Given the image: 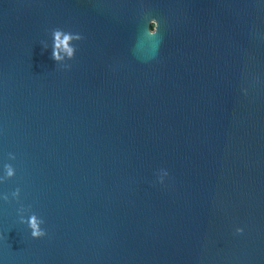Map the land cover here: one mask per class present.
<instances>
[{"label":"water","instance_id":"obj_1","mask_svg":"<svg viewBox=\"0 0 264 264\" xmlns=\"http://www.w3.org/2000/svg\"><path fill=\"white\" fill-rule=\"evenodd\" d=\"M56 27L84 36L69 68ZM8 162L48 234L0 200V264H264V4L0 0Z\"/></svg>","mask_w":264,"mask_h":264},{"label":"clouds","instance_id":"obj_2","mask_svg":"<svg viewBox=\"0 0 264 264\" xmlns=\"http://www.w3.org/2000/svg\"><path fill=\"white\" fill-rule=\"evenodd\" d=\"M260 4H264V0H258ZM142 20L146 22V35L148 37H156L160 32L161 20L156 15L149 12L142 14ZM84 39L82 33L73 31L70 29H64L61 27L52 28L49 31L48 39L42 42L45 49H51V58L56 61L58 65L63 68H69L71 65L69 61L75 60L78 52V41ZM155 58V57H153ZM244 94H247L248 89L243 88ZM9 160H15L14 153L8 154ZM16 168L11 162L0 164V183H4L7 180L16 176ZM156 181L160 184H164L167 178L170 176L167 168H160L156 172ZM22 190L17 187L14 191L9 193H0V200L11 202L15 200L19 207L17 208L18 222L25 225L30 232V235L34 239H39L46 236L47 230L44 227L45 220L36 211L32 210L31 205L24 204L21 201ZM245 231L243 226H237L235 228L236 233H243Z\"/></svg>","mask_w":264,"mask_h":264}]
</instances>
